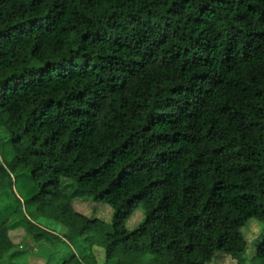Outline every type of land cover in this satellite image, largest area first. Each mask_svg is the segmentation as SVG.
<instances>
[{"label":"trees","instance_id":"1","mask_svg":"<svg viewBox=\"0 0 264 264\" xmlns=\"http://www.w3.org/2000/svg\"><path fill=\"white\" fill-rule=\"evenodd\" d=\"M0 111L26 119L3 168L29 182L36 243L85 239L105 264L249 259L244 229L264 224V0H0ZM63 179L115 210L112 233ZM14 248L0 222V260ZM83 260L50 263L98 264Z\"/></svg>","mask_w":264,"mask_h":264},{"label":"rangeland","instance_id":"2","mask_svg":"<svg viewBox=\"0 0 264 264\" xmlns=\"http://www.w3.org/2000/svg\"><path fill=\"white\" fill-rule=\"evenodd\" d=\"M8 120V115L0 111V181L3 179V181H7L6 175L8 172L10 173V177L14 180L13 191L8 190L0 194V222L7 221V229L10 238L15 244V248L12 252L7 254L5 258L0 260V264H52L54 262L66 260V258L71 255L72 251L78 255L80 260H83L84 257H93L98 264H105V249L92 248L91 244L86 242L85 239H77L74 243H70L64 238H62L64 243H56L50 239L41 243H36L33 237L28 233V225L25 219H29L30 221L31 219L25 211L24 198L26 193L29 194L31 192V187L26 179L17 181L16 177L22 174L21 169L10 171L9 169L5 170L3 168H6L13 160L10 144L11 133L22 134L25 129L26 119H23L18 126L9 124ZM61 193L70 200L77 213L89 219L99 220L105 223L108 227V232L112 233L111 226L115 215V210L112 207L95 202L93 196L82 192L73 180H62ZM18 197L21 199L22 203H18L15 200ZM141 216L142 213L138 214V218H141ZM40 224L46 227L50 226V229L56 230L54 229L56 227L51 222H41ZM138 224L139 222L135 220V222L131 224V227L135 228ZM57 232L59 233H54L60 236L61 232L58 230ZM244 235L248 244L247 257L249 259L243 264H256L252 263V260L256 257L257 248L264 243V224L256 220L250 221L244 229ZM213 264L239 263L231 257L221 255L216 258Z\"/></svg>","mask_w":264,"mask_h":264},{"label":"crops","instance_id":"3","mask_svg":"<svg viewBox=\"0 0 264 264\" xmlns=\"http://www.w3.org/2000/svg\"><path fill=\"white\" fill-rule=\"evenodd\" d=\"M71 246V245H70Z\"/></svg>","mask_w":264,"mask_h":264}]
</instances>
